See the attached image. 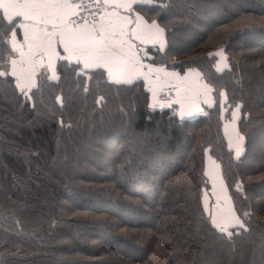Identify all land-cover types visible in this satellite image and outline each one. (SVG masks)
<instances>
[{
    "label": "trees",
    "instance_id": "obj_1",
    "mask_svg": "<svg viewBox=\"0 0 264 264\" xmlns=\"http://www.w3.org/2000/svg\"><path fill=\"white\" fill-rule=\"evenodd\" d=\"M148 1L168 43L153 62L200 72L214 107L180 118L142 81L75 63L29 97L0 75V264H264V0ZM222 94L226 117L240 108L238 158ZM209 155L243 227L212 223Z\"/></svg>",
    "mask_w": 264,
    "mask_h": 264
},
{
    "label": "snow or ice",
    "instance_id": "obj_2",
    "mask_svg": "<svg viewBox=\"0 0 264 264\" xmlns=\"http://www.w3.org/2000/svg\"><path fill=\"white\" fill-rule=\"evenodd\" d=\"M81 7L82 5L74 4L72 0H0V9H3V15L9 23L12 22L13 17H23L24 21L34 22L33 26L19 25L24 29L27 53L22 48L16 47V32L12 31V48L14 51H19L21 59L11 61V74L17 77V87L21 91L24 90L25 84H31L36 68L40 66L41 61H37V56L42 58L43 55H47L48 67L53 68L52 57L59 56L55 49L57 43L63 47L65 53H68V57L64 59L75 57L77 63L83 62L85 69H106L110 78L132 77L144 67L139 64L133 45L126 37L131 35L143 43L146 40L158 39L162 29H159L155 23L146 24L142 17L137 16L135 29L130 34L128 25L131 21L127 16H121L116 11L101 12L98 20L95 14L91 21L81 17V22H78L73 17L78 15L75 9ZM97 7L127 10L130 6L125 0L115 3L105 0L102 5L98 3ZM48 26H51V31L48 30ZM25 63L30 66L29 69L22 67L18 69V64ZM52 79H57L54 68ZM113 82L121 81L114 79ZM123 82L131 83V80ZM237 154L239 155V151ZM232 220L236 221V225L243 227L231 210L228 213L219 210L217 215L212 216L213 225L221 232L227 231L225 226ZM227 235L231 236L232 233L228 232Z\"/></svg>",
    "mask_w": 264,
    "mask_h": 264
},
{
    "label": "crops",
    "instance_id": "obj_3",
    "mask_svg": "<svg viewBox=\"0 0 264 264\" xmlns=\"http://www.w3.org/2000/svg\"><path fill=\"white\" fill-rule=\"evenodd\" d=\"M104 3L105 0H102ZM111 2H119V0H111ZM125 2L130 6L127 10L124 8L113 9L107 8L106 12L116 11L121 16H127L131 23L128 25V31L131 34L136 26V17L140 16L143 18V21L151 25L155 23L159 29H162L158 39L156 40H146L143 43L140 42L138 38L133 36L126 37L129 42L133 45V51L136 52L137 59L139 64L144 67L137 72L135 76H120L115 78H110L111 82L114 79H119L121 82L125 80H131V83L136 81H142L145 88L149 91L151 95V102L153 107H160V102L158 101V95L162 93L166 88H171L176 86V99L173 101L177 105V115L180 118H195L200 115H206L208 111L215 105V97L213 88L210 87L206 81L203 79V75L197 70H187L183 73L167 69L164 66L155 65L153 62V51L164 52L167 48V37L165 30L157 23L148 20L145 17L142 7L146 4H150L148 0H125ZM0 22L10 25L11 31L7 38V49L9 55H6V60L2 61L3 54H0V73L3 77L12 78L17 82V77L13 76L11 61L13 59L19 61L21 59L19 51H14L12 48V31L15 30L16 38L15 43L17 48H22V50L27 53L28 47L24 39V29L19 27L21 24H28L33 26V21H24L23 17H13L11 23L4 17L3 9H0ZM48 30L51 31V26H48ZM58 39V38H57ZM56 52L59 56L52 57V65L55 69V76L57 79H52L53 68H49V58L47 55L37 56V61H41L40 66L36 68V73L32 77L31 84L24 85V91L29 92L36 88L38 77L41 72L47 73L51 80H58V66L61 62L75 63L79 64L81 68L85 71L94 70L98 68H88L85 69L83 62L77 63L75 57L69 59H64L68 57V53L63 51V47L57 43L55 45ZM224 59L222 56L221 61ZM19 68L29 69L30 66L25 63L23 65L18 64ZM139 67V65L137 66ZM106 70V69H105ZM115 83V82H113ZM179 101V102H177ZM226 101L227 97L225 94L221 95V108H222V121H223V134L227 142L229 150H231L235 157H241L244 150V141L241 138L238 129V123L240 120V108L237 107L233 109L230 117H226ZM235 117V118H234ZM239 151V155L237 152ZM206 174L209 180H211L210 190L208 193L209 200L213 203L212 214L217 215L219 210L224 209L225 213H228L229 210L239 218L238 214L234 210L232 200L229 195L228 188L224 182L222 175V168L218 161L212 158L210 155L207 157L206 161ZM221 199V200H220ZM224 201V202H223ZM227 206L229 208H227ZM239 221L242 223V220L239 218ZM243 224V223H242ZM236 221L232 220L226 229L231 227H237Z\"/></svg>",
    "mask_w": 264,
    "mask_h": 264
},
{
    "label": "built area",
    "instance_id": "obj_4",
    "mask_svg": "<svg viewBox=\"0 0 264 264\" xmlns=\"http://www.w3.org/2000/svg\"><path fill=\"white\" fill-rule=\"evenodd\" d=\"M74 4L82 5L81 8L75 9L78 13L77 16L73 18L76 19L78 22H81V17L86 18L88 21L93 19V14L96 15L97 20L101 12H105V9H101L97 7V4H103L102 0H72ZM176 86L171 88H166L162 93L158 95V99L162 103H171L176 99Z\"/></svg>",
    "mask_w": 264,
    "mask_h": 264
},
{
    "label": "water",
    "instance_id": "obj_5",
    "mask_svg": "<svg viewBox=\"0 0 264 264\" xmlns=\"http://www.w3.org/2000/svg\"><path fill=\"white\" fill-rule=\"evenodd\" d=\"M15 85H16V88L18 89V91H19L20 93H25V94H24L25 97H29V96H30V93H29V92H25L24 90L21 91V89H20L19 87H17V82H15Z\"/></svg>",
    "mask_w": 264,
    "mask_h": 264
},
{
    "label": "rangeland",
    "instance_id": "obj_6",
    "mask_svg": "<svg viewBox=\"0 0 264 264\" xmlns=\"http://www.w3.org/2000/svg\"><path fill=\"white\" fill-rule=\"evenodd\" d=\"M32 91V90H31ZM31 91H29V92H31ZM158 101L160 102V105L162 104H165V103H162L159 99H158ZM210 182H211V180H209ZM210 186H211V184H210ZM221 200V199H220ZM224 202V201H223ZM227 208H229L228 206H227ZM222 210L224 211V209L222 208Z\"/></svg>",
    "mask_w": 264,
    "mask_h": 264
}]
</instances>
